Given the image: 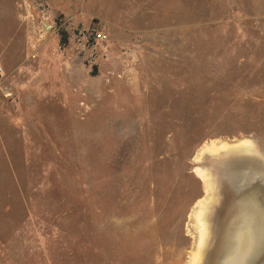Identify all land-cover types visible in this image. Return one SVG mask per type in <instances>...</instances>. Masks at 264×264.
<instances>
[{"label":"rangeland","instance_id":"obj_1","mask_svg":"<svg viewBox=\"0 0 264 264\" xmlns=\"http://www.w3.org/2000/svg\"><path fill=\"white\" fill-rule=\"evenodd\" d=\"M0 68V264H219L264 201V0H0Z\"/></svg>","mask_w":264,"mask_h":264},{"label":"water","instance_id":"obj_2","mask_svg":"<svg viewBox=\"0 0 264 264\" xmlns=\"http://www.w3.org/2000/svg\"><path fill=\"white\" fill-rule=\"evenodd\" d=\"M237 197L241 222L230 236L219 264H251L264 248L263 199L255 186L241 190Z\"/></svg>","mask_w":264,"mask_h":264},{"label":"built area","instance_id":"obj_3","mask_svg":"<svg viewBox=\"0 0 264 264\" xmlns=\"http://www.w3.org/2000/svg\"><path fill=\"white\" fill-rule=\"evenodd\" d=\"M95 37L99 40H103V39H106V34L100 32V31H96L95 32ZM0 72H1V68H0Z\"/></svg>","mask_w":264,"mask_h":264},{"label":"bare ground","instance_id":"obj_4","mask_svg":"<svg viewBox=\"0 0 264 264\" xmlns=\"http://www.w3.org/2000/svg\"><path fill=\"white\" fill-rule=\"evenodd\" d=\"M228 144H224L223 145V147H226ZM198 171L203 175V170L201 169V168H198ZM205 176V175H204ZM235 181V180H234ZM258 218H260V216L258 215ZM202 234V233H201ZM199 243H200V240H199ZM220 264H222V263H220ZM226 264V263H225ZM230 264H231V262H230Z\"/></svg>","mask_w":264,"mask_h":264}]
</instances>
